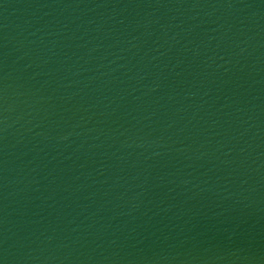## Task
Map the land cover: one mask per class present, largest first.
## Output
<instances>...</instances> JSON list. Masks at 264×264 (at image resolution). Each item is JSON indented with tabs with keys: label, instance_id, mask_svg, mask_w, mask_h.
<instances>
[{
	"label": "water",
	"instance_id": "95a60500",
	"mask_svg": "<svg viewBox=\"0 0 264 264\" xmlns=\"http://www.w3.org/2000/svg\"><path fill=\"white\" fill-rule=\"evenodd\" d=\"M0 264H264V0H0Z\"/></svg>",
	"mask_w": 264,
	"mask_h": 264
}]
</instances>
